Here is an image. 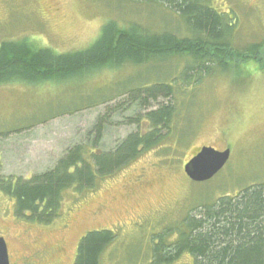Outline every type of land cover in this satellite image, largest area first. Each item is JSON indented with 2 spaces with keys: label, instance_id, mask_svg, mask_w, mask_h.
<instances>
[{
  "label": "rangeland",
  "instance_id": "rangeland-1",
  "mask_svg": "<svg viewBox=\"0 0 264 264\" xmlns=\"http://www.w3.org/2000/svg\"><path fill=\"white\" fill-rule=\"evenodd\" d=\"M208 1L239 16L234 47L264 41V0ZM109 20L141 34L186 38L181 19L149 0H0V46L27 41L57 53L80 50L94 42ZM164 56L153 53L147 63L127 62L66 80L55 74L44 81L1 83L0 175L30 179L53 168L70 147L84 144L95 150L101 116L97 149H114L140 128L149 108L168 101L159 97L140 106L139 99L132 100L134 88L171 82V74L185 65L199 67L186 55ZM235 63L241 69L219 63L215 73L205 72L185 88L174 84L178 112L165 144L143 151L92 189L66 190L61 216L51 223L17 213L14 197L0 189V236L8 243L11 264H74L81 238L107 229L116 238L101 264H148L156 235L170 231L168 240H173L179 224L198 206L264 182V71L250 68L253 61ZM178 134L188 141L181 143ZM204 145L230 148L231 158L210 181L193 182L184 165ZM193 261L185 252L171 264Z\"/></svg>",
  "mask_w": 264,
  "mask_h": 264
},
{
  "label": "trees",
  "instance_id": "trees-1",
  "mask_svg": "<svg viewBox=\"0 0 264 264\" xmlns=\"http://www.w3.org/2000/svg\"><path fill=\"white\" fill-rule=\"evenodd\" d=\"M149 1L180 18L186 28V38L177 33L141 34L109 20L94 42L80 50L57 53L27 41L5 42L0 46V84L16 79L44 81L55 74H59V80L84 77L93 71L127 62L147 63L148 55L153 53L166 55L164 57L186 55L191 58L189 62L199 66L187 69L185 65L181 72L171 74V82L154 81L150 86L134 88L130 92L134 96L132 100L139 99L140 106L148 107L150 101L159 97L168 101L149 108L142 116L140 128L129 133L114 149H97L103 129L101 116L94 132L92 147L95 150L84 144L70 147L53 168L30 179L0 175V189L14 197L17 213L25 215L28 212L27 216L34 221L49 224L61 216L66 190L92 189L101 178L113 174L143 151L164 145L171 130V120L178 112L173 100L177 92H174V84L185 88L199 75L215 73L219 63L240 68L236 60L241 64L253 61L257 66L263 65L259 68L264 71V41L234 47L233 35L239 23L235 10H221L208 0ZM128 28H132L131 24ZM253 43L257 45L247 47ZM178 136L181 143L188 141L180 134ZM179 225L173 240H168L173 233L170 231L161 232L152 239L148 264H171L185 252L193 256V264H264V182L198 206ZM115 238L110 229L87 232L79 242L74 264H101L104 250Z\"/></svg>",
  "mask_w": 264,
  "mask_h": 264
},
{
  "label": "water",
  "instance_id": "water-1",
  "mask_svg": "<svg viewBox=\"0 0 264 264\" xmlns=\"http://www.w3.org/2000/svg\"><path fill=\"white\" fill-rule=\"evenodd\" d=\"M230 149L217 150L212 146H203L184 165L186 175L194 182H205L212 179L228 162ZM0 264H10L8 245L0 237Z\"/></svg>",
  "mask_w": 264,
  "mask_h": 264
}]
</instances>
